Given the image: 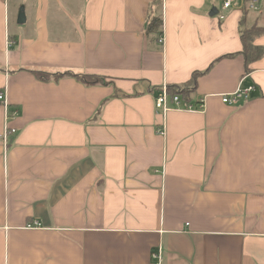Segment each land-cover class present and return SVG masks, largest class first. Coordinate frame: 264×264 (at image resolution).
<instances>
[{"label": "crops", "instance_id": "1", "mask_svg": "<svg viewBox=\"0 0 264 264\" xmlns=\"http://www.w3.org/2000/svg\"><path fill=\"white\" fill-rule=\"evenodd\" d=\"M245 31L264 51V1L0 0V264H264V55L248 72ZM163 87L206 107L158 113Z\"/></svg>", "mask_w": 264, "mask_h": 264}, {"label": "built area", "instance_id": "2", "mask_svg": "<svg viewBox=\"0 0 264 264\" xmlns=\"http://www.w3.org/2000/svg\"><path fill=\"white\" fill-rule=\"evenodd\" d=\"M240 2L239 4L237 2ZM264 0H223V9L225 11L232 10L233 8H245L251 12H258L261 9L262 2ZM221 19H224V15H220ZM159 43L163 44L164 39L161 35L159 38ZM256 89L255 86H249L246 89L241 88V86L233 93L222 95V102L228 106H236L243 101H248L250 99L251 93ZM0 103L6 109V121L12 119L14 117V112H11L8 107V103L6 102L4 93H0ZM172 103L175 105L177 109H182L184 111H203L206 107L205 100L201 99L196 104L187 103L183 104V100L181 96L178 94L171 95L169 93V89L167 87H163L162 91L158 95L156 99V110L158 113L166 114L169 111V104ZM14 129H6V132L3 136L4 143L6 144L7 138L9 135L15 134ZM159 134L165 136V130H160ZM38 226V223H36ZM153 260L156 261V264H161L162 262V253L161 251L154 252Z\"/></svg>", "mask_w": 264, "mask_h": 264}, {"label": "trees", "instance_id": "3", "mask_svg": "<svg viewBox=\"0 0 264 264\" xmlns=\"http://www.w3.org/2000/svg\"><path fill=\"white\" fill-rule=\"evenodd\" d=\"M160 27H162V18H160V17L153 19L148 25L149 31H152V32L157 31L158 29H160ZM241 38L243 41V51L240 54L245 58L246 69L249 72L250 71L249 65L253 61L260 59L264 55V51H262L258 48H255L253 46L254 35L250 31L243 32L241 35ZM66 76H72V77L79 78L78 75H75L71 72H67L64 74H57V75H54L53 78L56 80H59V79H62ZM197 77H198V73L194 74V77H193L194 82H196ZM169 93L171 95L178 94L179 96H181V98L183 100H185L187 103H190V95H187V93L185 91H182V90L177 89V88H169Z\"/></svg>", "mask_w": 264, "mask_h": 264}, {"label": "water", "instance_id": "4", "mask_svg": "<svg viewBox=\"0 0 264 264\" xmlns=\"http://www.w3.org/2000/svg\"><path fill=\"white\" fill-rule=\"evenodd\" d=\"M215 12H212L211 14H210V16H215ZM17 22H18V24L19 25H23V24H25V22H26V19H25V15H24V13H23V11L21 10V12L19 13V16H18V20H17Z\"/></svg>", "mask_w": 264, "mask_h": 264}]
</instances>
